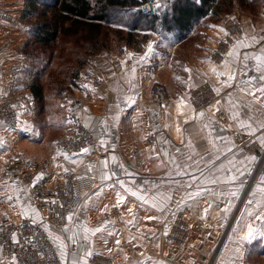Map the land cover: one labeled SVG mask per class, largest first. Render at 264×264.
<instances>
[{
  "label": "crops",
  "instance_id": "0c3cea01",
  "mask_svg": "<svg viewBox=\"0 0 264 264\" xmlns=\"http://www.w3.org/2000/svg\"><path fill=\"white\" fill-rule=\"evenodd\" d=\"M1 1L13 17L0 19V96L8 72L23 66L21 47L30 34L19 19L22 0ZM260 2V22L245 19L236 41L225 38L221 42L223 28L220 21L211 20L209 10L182 38L172 36L170 40L157 32L139 48L90 56L75 82L83 89L88 88L91 74L103 80L100 88H89L92 98L77 109L93 145L73 153L58 147L57 138L71 126L65 119L64 102L56 97L54 103L46 93L43 106L23 112L18 128L9 129L0 121V212H7L11 219L16 214L27 216L30 200H35L32 184L4 171L7 159L20 157L26 165L42 163L37 176H46L48 185L71 171L80 173L87 189L94 186L85 195V205L72 213L68 238L75 234L77 242L69 239L70 249L107 251L115 264H204L228 204L245 185L250 193L234 227L231 251L236 254L223 264H241L251 258L247 246L264 245V220L256 219L264 216V158L256 151L264 148V95L257 91L264 81L259 80L261 70L253 59L264 56V0ZM241 41L246 46H240ZM216 51H220L218 60L213 56ZM230 74L235 79L229 81ZM154 83L163 84L166 90L163 103L150 98ZM201 85L209 86L215 96L196 109L190 92ZM53 111L55 116L49 115ZM189 193L195 195L189 197ZM178 204L188 210L189 241L179 245L159 242V238L149 241L153 232L149 217H170ZM116 210L123 227L113 217ZM172 225L173 220L169 229ZM248 226L253 236L244 239ZM84 227L103 231L89 234L85 241ZM167 230L164 226L162 232Z\"/></svg>",
  "mask_w": 264,
  "mask_h": 264
},
{
  "label": "rangeland",
  "instance_id": "374dc122",
  "mask_svg": "<svg viewBox=\"0 0 264 264\" xmlns=\"http://www.w3.org/2000/svg\"><path fill=\"white\" fill-rule=\"evenodd\" d=\"M170 2L171 0H169L168 3H164L160 6L161 8L159 16L164 13L166 6H168ZM22 3L24 6V0H22ZM21 14L19 16V19L24 24H26L21 19ZM11 17H13L11 10L9 8H5L3 6L2 1L0 0V19L3 21H9ZM133 18L134 17L131 12H125V10H117L110 14V20L108 22L101 23V27L98 33L96 34L94 32H97V29H93V32H91L86 26H84L83 29L79 30L73 27H68L69 22H66L64 26L68 27V30L58 32L55 42L51 43L48 46L42 47L38 43H32L30 46H26V41H24L21 47V56L23 58L21 64H23V66L11 69L8 72L6 81L2 86L3 95L0 96V121L7 128L16 129L21 124V118L24 117L23 112H26L27 110L32 111L35 110L37 107L43 106V97L37 99L31 89V83L36 80L41 86L42 94L44 95L46 93L48 100H52L55 103V98L57 97L60 99V101L64 102V105L66 106L65 119L68 121V125L71 126L70 116L75 115L79 119V116L77 115L78 107L82 104L84 105L87 101L92 98V92L91 90H89V88L93 87L89 85V79L93 77L98 78L100 83L97 89L100 88L101 84L103 83V80L98 75L91 74L88 76L89 79H87L89 85L88 88H78V84L75 82L78 79L77 73L79 72V68L83 67L88 58L101 51L120 52L124 47L139 48L140 46H142L143 43L148 41L149 38H151L155 35V33H157V31L155 30H145L142 27L143 25H145V21L139 22V26L132 28V24L134 23ZM210 18L211 20L220 21V25L224 30V35L221 42H223L225 38L228 39L227 41L230 42L234 40L236 41L241 36L240 31H242L245 19H251L253 22L256 23L260 22L262 18L261 2L260 0H217L214 6L212 7ZM29 20L31 22L34 20L40 21L42 20V17L39 16V14H33V16L29 18ZM231 24L232 26H235V28H237L236 34L228 29ZM129 32H133L134 34L130 35ZM167 36H169L171 40L173 35L167 34ZM29 37L30 34L28 35L26 40H28ZM224 47L225 45L223 44V46H220L219 50L223 52ZM26 50H29L31 52L30 58L24 52ZM215 55H213L214 58ZM48 57L50 59L49 62L47 61ZM117 64L118 63L116 62L115 66H118ZM24 70L26 73L23 72ZM35 72L38 73V78L37 76H35ZM155 85H160L161 87H163L166 100V90L163 84L161 83H154L150 86L149 94L151 100L156 102L153 99L151 93V90ZM77 91H83L85 93L84 96H78ZM72 99L77 100L76 102L79 103H76V105L70 104ZM52 101L49 102L50 106L52 105ZM164 101L157 103H163ZM41 113L42 112L39 111V115ZM32 114L35 115L34 112H32ZM55 114L56 112L53 111L49 115L55 116ZM76 134V130H71L69 128L67 132L63 133L57 138L56 142L58 147L64 151V149L61 148L62 146L60 147L59 145L60 139L67 138L68 136ZM89 144L93 145L94 140L91 139V141L87 145ZM80 149H77L74 152ZM95 149L98 151L100 150L97 148ZM256 151H258L260 158L263 159L264 148H257ZM16 160H19L21 163V166L18 171L14 172L9 170L8 164L10 162L13 163ZM41 164L42 163L37 162L26 165L22 158L11 157L7 159L3 165L5 173L14 176L17 175L19 179H24L25 181H27V183L32 184L44 181V179L45 181H47L46 176H42V179L36 180L38 170L39 168H42ZM64 173L73 174L74 176L76 175V177H80L82 179L80 173L76 174L71 171H65L60 176L61 178H59L58 181L54 184L50 183L51 185H48L47 182L44 181V189L50 190L53 193L54 197H56L58 193L53 188H55L57 183L62 181ZM26 179H28L29 181ZM83 188L84 186H81V190L79 191V201L77 203H72V213L78 210L79 206L80 208H82L83 205H85V195L90 193L89 191H91V193L94 191V186H92L90 190H84ZM249 193V188L247 190L246 186L243 185L236 198L232 199V201L228 204V212L225 213L226 215L224 216V220H222L220 232L215 235L214 240L209 247L208 258L205 260L204 264H223V262H225L228 258L232 257L230 255L236 254V252L231 251L232 243L234 242L235 236L234 227L236 226V221L238 220V217H240L243 210H245L246 208V200L248 199ZM34 201L36 203H34ZM34 201L33 199L32 201L30 200L27 216L25 214H22V217L20 214H16L17 218L11 220L17 222L19 220H22L23 218H28L31 221L38 222L47 234L51 243L53 253L61 262V264H72V257L69 254L72 253L74 250L69 248L70 244L68 238V231H64L66 227L69 228L70 222L67 220V223L65 225L61 227H56L47 219L46 211L37 207L39 203H43V200ZM34 205H36L35 207L37 209V213L34 209ZM136 206L140 207V204H136ZM190 207H192V205ZM192 209L194 208H191V210ZM118 211L119 210L114 211L115 213L113 214V217L116 219L117 225L123 227L124 222L120 218V213ZM190 212L192 213L194 211ZM72 213L70 215H72ZM6 214L8 213L0 212V217ZM186 214H188V210L186 209V207H181L178 204L177 206H174L173 213L170 217L151 219L150 224L153 227V232L151 234L152 237H150L149 241H151V239L153 238H159V242H162L164 240V242H172L178 245L185 244L186 241L188 242L192 230H190V222L188 221ZM168 218H170L169 221ZM172 220L173 225L169 229ZM164 226L168 228L166 233L162 232ZM53 235H59L61 237V240L67 245V249L65 250L66 258L61 257V249L57 246L59 242L53 241ZM247 247L250 249L249 254L251 258L247 260L244 259L241 264H264V245L256 247L255 244H249ZM91 253V256L86 257V260L88 258L87 264H92L94 261L98 262L97 264L116 263L114 262V259L111 256L112 254L107 251L94 250ZM78 254L81 258H85L84 252H78ZM0 264H4L1 253Z\"/></svg>",
  "mask_w": 264,
  "mask_h": 264
},
{
  "label": "built area",
  "instance_id": "2783aa9c",
  "mask_svg": "<svg viewBox=\"0 0 264 264\" xmlns=\"http://www.w3.org/2000/svg\"><path fill=\"white\" fill-rule=\"evenodd\" d=\"M168 2L169 0H144L137 9L145 15H155L159 13L160 6ZM228 29L235 34L237 32V28L232 24ZM218 52L220 51L216 52L215 58L219 56ZM99 83L96 77L89 79V85L93 88H97ZM151 93L156 102L165 100V93L160 85L153 86ZM190 96L194 107L198 109L213 99L215 94L209 86L202 85L192 88ZM76 101L72 99L70 104H78L79 102ZM70 124V129L76 130L77 134L60 139L59 145L65 152L72 153L87 145L92 138L77 116H70ZM20 166L19 160L8 164L9 170L14 172H17ZM44 181L32 183V194L36 201L43 200L42 204H38V208L46 211L47 219L56 227H61L67 223V217L72 213V203H77L80 199L81 186H84V190L87 186L83 184L80 177L64 173L62 181L53 188L58 193L54 197L50 190L44 189ZM0 253L4 264H61L53 253L49 238L41 225L28 218L14 222L7 215L0 217ZM97 263L94 261L92 264Z\"/></svg>",
  "mask_w": 264,
  "mask_h": 264
},
{
  "label": "trees",
  "instance_id": "16d2710c",
  "mask_svg": "<svg viewBox=\"0 0 264 264\" xmlns=\"http://www.w3.org/2000/svg\"><path fill=\"white\" fill-rule=\"evenodd\" d=\"M143 1L24 0L21 19L30 29V37L26 40L25 45L30 46L32 43H38L42 47L48 46L55 42L58 32L68 30V27L80 30L86 26L91 32L93 29H97V32H94L96 34L101 23L108 22L110 14L117 10L131 12L134 17L132 28L139 26V22L145 21V25L142 26L145 30H155L165 36L172 34L176 38H182L201 17L212 10L217 0H171L161 16L159 13L145 15L139 11L137 6ZM33 14H39L42 20L31 22L29 18ZM66 22H69L68 27L64 26ZM129 33L130 35L134 34L133 32ZM24 52L30 58L31 52L29 50ZM49 60L48 57L47 61L49 62ZM37 74L35 72V76ZM31 89L37 99L43 97L41 86L36 80L31 83Z\"/></svg>",
  "mask_w": 264,
  "mask_h": 264
},
{
  "label": "snow or ice",
  "instance_id": "6c2138e0",
  "mask_svg": "<svg viewBox=\"0 0 264 264\" xmlns=\"http://www.w3.org/2000/svg\"><path fill=\"white\" fill-rule=\"evenodd\" d=\"M221 31H224V30L221 29ZM238 44L240 46H246V45H243V42L242 41L241 42H238ZM228 55L229 56H233L234 58H237L233 52H229ZM244 59H249V57L248 56H245ZM253 59H255L258 62L257 63V68L259 70H261V75L259 76V80L260 81H264V56H257V57H254ZM225 67H227V64H225ZM132 71L134 73L135 72V69H133ZM186 71H187V69H186ZM215 71L216 70L213 69V72H215ZM217 75H222V73H217ZM227 79L229 81H231V80L235 79V75L234 74H230ZM250 83L251 82H249V84ZM257 91L260 92L262 95H264V86L258 87L257 88ZM249 94L250 95H253V96L256 95V93L251 92V91H249ZM199 115L200 116H203L204 113H200ZM235 115L236 114H234V116ZM244 126L245 125H244V123L242 121L241 122V127H244ZM248 126L250 127V125H248ZM262 127H264V125H262ZM261 142L264 143V140H262ZM84 151L86 152L87 149H84ZM112 159L115 160V157H113ZM42 175L43 174H41L40 176H37L36 177V180L42 179ZM102 178L103 179H110V177H108V176H104ZM230 179H234V177H230ZM262 182H264V180H262ZM121 186H123V183L122 182H121ZM189 187H191V185H189ZM261 191H264V188H262ZM132 195H136V193L135 192H132ZM194 195H195L194 193H189V197H192ZM233 195H235V193H233ZM8 199H12V197L9 196ZM139 199L147 202L144 196H140ZM53 203H55V202L53 201ZM105 207H107V206H105ZM129 212H131V209H129ZM149 219H152V217H149ZM256 219L257 220H264V216H257ZM67 220L68 221H72L73 220V216L72 215H69L67 217ZM70 230L71 229L70 228H67V227L64 229V231H70ZM101 231H103V229L102 228H99V227L96 228V229H88V228L84 227L83 228V232L85 233V235H84L83 239L85 241H87L88 240V237H89V234L95 235L96 233L101 232ZM252 236H253V228H252V226H248L247 234L243 238L244 239H250V238H252ZM52 239H53L54 242H57V241L59 242L57 246L61 249L60 255H61L62 258H66V251L65 250L67 249V245L61 240V237L59 235H53L52 236ZM69 239L72 241L73 244H76L77 241H76L75 234L72 237H69ZM13 240L15 241V236H13ZM117 244H119V241H117ZM69 255H71V257H72V264H87L86 257L91 256L92 253H91V251L85 250V252H84V257L85 258H81L79 256L78 252H76L74 250Z\"/></svg>",
  "mask_w": 264,
  "mask_h": 264
},
{
  "label": "bare ground",
  "instance_id": "6f19581e",
  "mask_svg": "<svg viewBox=\"0 0 264 264\" xmlns=\"http://www.w3.org/2000/svg\"><path fill=\"white\" fill-rule=\"evenodd\" d=\"M259 166H260V165H259ZM259 166H258V168H259ZM258 168H257V170H258ZM257 170H256V172H257ZM256 172H255V173H256Z\"/></svg>",
  "mask_w": 264,
  "mask_h": 264
}]
</instances>
